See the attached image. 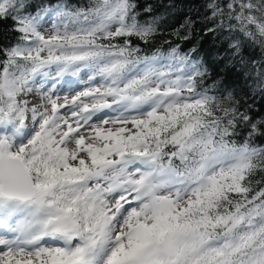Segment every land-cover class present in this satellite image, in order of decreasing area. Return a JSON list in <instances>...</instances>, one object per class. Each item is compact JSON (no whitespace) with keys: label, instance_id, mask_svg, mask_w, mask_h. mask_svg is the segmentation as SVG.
I'll return each mask as SVG.
<instances>
[{"label":"snow or ice","instance_id":"obj_1","mask_svg":"<svg viewBox=\"0 0 264 264\" xmlns=\"http://www.w3.org/2000/svg\"><path fill=\"white\" fill-rule=\"evenodd\" d=\"M159 7L0 0V264H264V0Z\"/></svg>","mask_w":264,"mask_h":264},{"label":"trees","instance_id":"obj_2","mask_svg":"<svg viewBox=\"0 0 264 264\" xmlns=\"http://www.w3.org/2000/svg\"><path fill=\"white\" fill-rule=\"evenodd\" d=\"M85 2H86V0H80V3H85ZM143 2H144V0H141V3H143ZM148 2L153 3L155 6H157V10L160 11L161 13H163V9L159 6L167 4L169 2V0H148ZM185 2H187V0H185ZM164 18H165V20H167V23L165 24V28L167 29V31H171V29H170V27H168V25L176 23V20H168L166 14H164ZM178 19H179V17H177V20ZM0 28H3V26H0ZM165 38H171V37H162L161 40H163ZM258 52H259V50L257 49L254 53L257 56V58H258Z\"/></svg>","mask_w":264,"mask_h":264}]
</instances>
